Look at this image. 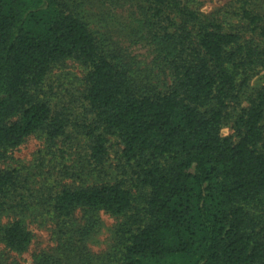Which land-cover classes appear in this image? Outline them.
<instances>
[{
  "label": "trees",
  "instance_id": "1",
  "mask_svg": "<svg viewBox=\"0 0 264 264\" xmlns=\"http://www.w3.org/2000/svg\"><path fill=\"white\" fill-rule=\"evenodd\" d=\"M100 2L131 5L134 34L152 46L170 84L136 79L78 0H0V159L37 132L48 148L69 136V111L39 93L56 67L74 60L85 69L88 165L103 167L114 139L120 178L50 193L60 225H73L78 210L123 216L115 264H264V86L250 90L264 76V17L240 11L256 41L203 18L188 0ZM226 126L233 134L223 135ZM26 190L16 170H0V216L23 209ZM95 225L75 233L85 239ZM32 238L21 218L0 225L11 252L24 253ZM5 252L0 264H22ZM28 264L76 263L41 253Z\"/></svg>",
  "mask_w": 264,
  "mask_h": 264
},
{
  "label": "rangeland",
  "instance_id": "2",
  "mask_svg": "<svg viewBox=\"0 0 264 264\" xmlns=\"http://www.w3.org/2000/svg\"><path fill=\"white\" fill-rule=\"evenodd\" d=\"M188 1L203 18L216 19L228 31H240L244 39L260 41L248 27L247 21L241 18L240 11L245 7L264 17V0ZM78 3L81 15L108 45L107 49L121 55L136 79L159 88L170 84L167 71L154 59L152 46L134 34L136 21L131 17L133 9L129 3L119 7L103 4L100 0H78ZM130 30L133 33L129 34ZM84 76L85 69L81 64L67 60L47 77L39 93L54 109L64 107L69 111L73 123L67 130L68 137H61L56 145L48 148L43 133L37 132L12 149L6 159H0V170H16L19 177L29 185V190L24 191L26 202L22 203L23 209L10 210L0 216L2 226L21 218L33 235L28 249L21 254L11 252L0 244V250L6 251L10 260L28 264L35 256L49 253L63 259L71 257L76 264H115L118 249L114 250V243L119 226L125 222L123 216L103 210H78L73 216V225L62 227L48 210L45 200L63 184H96L114 182L120 178L116 158L119 146L114 139L110 158L105 165H88L87 140L81 128V123L87 119L81 98ZM263 86L264 76L259 74L251 82L250 90ZM222 133L225 136L231 135L233 129L226 126ZM132 192L136 208L140 206V192L137 189H132ZM135 211L132 209L125 220H130ZM94 223L95 230L89 237L82 239L75 233L83 225L92 227Z\"/></svg>",
  "mask_w": 264,
  "mask_h": 264
}]
</instances>
